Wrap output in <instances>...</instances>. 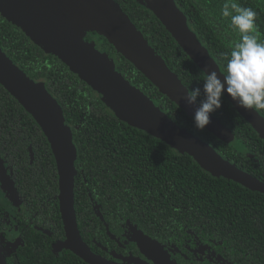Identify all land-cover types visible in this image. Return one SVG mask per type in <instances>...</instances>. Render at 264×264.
I'll use <instances>...</instances> for the list:
<instances>
[{
  "label": "trees",
  "instance_id": "16d2710c",
  "mask_svg": "<svg viewBox=\"0 0 264 264\" xmlns=\"http://www.w3.org/2000/svg\"><path fill=\"white\" fill-rule=\"evenodd\" d=\"M115 1L189 91L195 87L202 88L205 73L154 14L137 0ZM175 2L188 17L190 28L226 75L229 53L240 41V34L231 26L230 17L221 15L223 4L229 0ZM231 2L257 12V35L264 42V0ZM99 39L104 50L123 61L119 71L125 78L140 88L178 125L208 142L224 158L264 183V141L225 97L221 108L213 115L234 134L235 141L231 144L224 143L206 129L197 131L192 117L162 95L130 62L117 54L106 39L100 36ZM0 47L27 75L47 83L49 92L64 111L66 123L73 129L80 162L87 170L93 168L98 177L104 171L105 180L102 182H105L106 190L117 196L125 191L123 196H126L128 191L133 192L137 187L142 191L145 186L150 198L157 201L155 203L164 219L173 223L183 219L186 223H194L196 219H200L201 223H264V194L211 176L188 155L179 154L162 141L120 121L100 96L65 64L46 54L21 29L1 15ZM200 99H203V94ZM4 109L11 110L9 116L19 110L26 119L32 120L18 101L0 85V110ZM259 113L264 116V110ZM248 154L254 158L251 159ZM252 229L257 230L253 226Z\"/></svg>",
  "mask_w": 264,
  "mask_h": 264
},
{
  "label": "water",
  "instance_id": "95a60500",
  "mask_svg": "<svg viewBox=\"0 0 264 264\" xmlns=\"http://www.w3.org/2000/svg\"><path fill=\"white\" fill-rule=\"evenodd\" d=\"M161 22L173 39L202 71L225 76L209 50L190 28L188 17L175 0H137ZM0 15L46 54L53 55L85 82L122 122L156 138L179 154L191 157L215 178L233 181L264 194V183L224 158L208 142L178 125L166 112L120 73L109 54L87 42L89 33L103 37L117 54L130 62L159 92L194 116L186 103L189 89L170 70L141 30L115 0H0ZM202 71L203 73H205ZM221 79H223L221 77ZM0 85L35 120L51 145L60 176V208L67 233L66 247L89 264H111L95 256L80 234L75 211V176L78 150L64 111L45 83L30 78L0 47ZM237 113L264 141V116L239 108ZM206 130L224 143L235 141L232 131L213 114ZM144 244L150 243L145 236Z\"/></svg>",
  "mask_w": 264,
  "mask_h": 264
},
{
  "label": "flooded vegetation",
  "instance_id": "af4514ba",
  "mask_svg": "<svg viewBox=\"0 0 264 264\" xmlns=\"http://www.w3.org/2000/svg\"><path fill=\"white\" fill-rule=\"evenodd\" d=\"M86 41L109 54L119 71L123 61L104 50L96 33ZM10 111L0 110V264H89L66 247L60 176L48 139L33 118L19 110L9 116ZM75 166L80 234L108 263L264 264V223H173L164 219L147 187L117 196L106 190L104 171L98 177L79 156ZM144 236L150 243L141 241Z\"/></svg>",
  "mask_w": 264,
  "mask_h": 264
},
{
  "label": "clouds",
  "instance_id": "9594fccd",
  "mask_svg": "<svg viewBox=\"0 0 264 264\" xmlns=\"http://www.w3.org/2000/svg\"><path fill=\"white\" fill-rule=\"evenodd\" d=\"M221 15L230 17L231 26L240 34V41L229 53L225 76L202 70L205 72L202 88L187 91V105H197L193 124L200 132L210 124V116L221 108L225 94L239 108L264 110V42L257 35V12L229 0L223 4ZM202 94L203 99H200Z\"/></svg>",
  "mask_w": 264,
  "mask_h": 264
}]
</instances>
